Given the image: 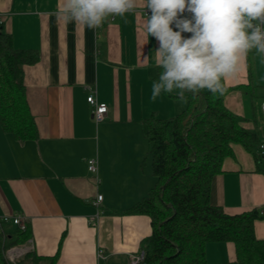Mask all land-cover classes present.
<instances>
[{"label": "crops", "instance_id": "crops-1", "mask_svg": "<svg viewBox=\"0 0 264 264\" xmlns=\"http://www.w3.org/2000/svg\"><path fill=\"white\" fill-rule=\"evenodd\" d=\"M61 5L0 0V24L13 47L38 54L34 65L23 68L37 138L19 142L0 127V221L20 217L26 223L30 264H132L151 234L150 219L122 212L155 184L140 121L152 113L171 118L186 103L166 94L150 99L158 44L143 30V0L125 19L109 18L96 30L65 27L56 16ZM249 79L259 99L249 95ZM223 80L238 87L224 97V106L264 143L262 54L249 51L235 76ZM90 94L107 108L101 122L93 119ZM231 149L212 179L210 203L230 215L256 210L261 218L253 223L254 236L264 240V153L256 161L239 144ZM92 158L96 174L87 169ZM11 227L17 230L8 223V232ZM234 258L233 244H206L208 263Z\"/></svg>", "mask_w": 264, "mask_h": 264}, {"label": "trees", "instance_id": "trees-1", "mask_svg": "<svg viewBox=\"0 0 264 264\" xmlns=\"http://www.w3.org/2000/svg\"><path fill=\"white\" fill-rule=\"evenodd\" d=\"M37 61L36 51L15 49L0 24V127L19 142L37 138L23 81V68ZM222 85L223 94L201 91L186 93L184 99L166 94L184 101L186 109L171 118L152 113L140 121L155 184L122 212L150 219L151 234L140 242L143 257L136 264H210L205 259L208 243L234 246V260L218 264H264V240L253 231L261 215L256 210L230 215L210 203L212 179L221 172L223 159L232 157L231 144L241 145L256 161L262 144L258 133L243 128L242 119L224 106V97L238 87H226L223 79ZM247 86L250 97L259 99L250 79ZM7 224L0 221V264H9L6 250L30 239L27 226L11 233ZM33 259L28 253L17 264Z\"/></svg>", "mask_w": 264, "mask_h": 264}, {"label": "clouds", "instance_id": "clouds-1", "mask_svg": "<svg viewBox=\"0 0 264 264\" xmlns=\"http://www.w3.org/2000/svg\"><path fill=\"white\" fill-rule=\"evenodd\" d=\"M143 7L150 12L143 30L158 44L152 101L174 92L223 94L222 79L235 76L249 51L264 54V0H143ZM136 8L137 0H62L56 16L65 27L96 30Z\"/></svg>", "mask_w": 264, "mask_h": 264}, {"label": "built area", "instance_id": "built-area-1", "mask_svg": "<svg viewBox=\"0 0 264 264\" xmlns=\"http://www.w3.org/2000/svg\"><path fill=\"white\" fill-rule=\"evenodd\" d=\"M144 11L148 14H150L149 10L144 9L143 10V14ZM185 15H188L187 13H185ZM145 16V15H144ZM1 23V22H0ZM185 37L190 36V34L188 33H184L183 34ZM262 58H263V70H264V54H262ZM86 101L87 103L90 105L91 109H92V116L93 119L96 122H101L107 112V108L105 106V104L102 103H98L95 96L93 94H90L86 97ZM260 111L261 113L264 115V95L263 98L260 101ZM259 153L262 155L264 153V143H262L260 145L259 148ZM87 169L90 173L92 174H96L97 172V163H96V159L92 158V159H88L87 160ZM102 200V197L100 195L96 196V199L94 200V205L97 206ZM1 222H6V223H11L12 225L16 226L17 229H19L20 231H25L26 230V223L24 221H22L20 219V217H13L10 220L4 219L1 220ZM27 243V242H26ZM25 243V244H26ZM20 245V246H15V247H11L8 250H6L5 252V258L8 261L9 264H17L19 260H21L30 250V246L28 245ZM143 257V254L141 253L139 256H137L132 264H136L139 261H141Z\"/></svg>", "mask_w": 264, "mask_h": 264}, {"label": "rangeland", "instance_id": "rangeland-1", "mask_svg": "<svg viewBox=\"0 0 264 264\" xmlns=\"http://www.w3.org/2000/svg\"><path fill=\"white\" fill-rule=\"evenodd\" d=\"M263 98V97H262ZM261 98V99H262ZM261 99H260V101H261ZM260 101H259V104H260ZM155 179V178H154ZM9 231L11 232V233H14V231H15V228L14 227H11V228H9Z\"/></svg>", "mask_w": 264, "mask_h": 264}]
</instances>
